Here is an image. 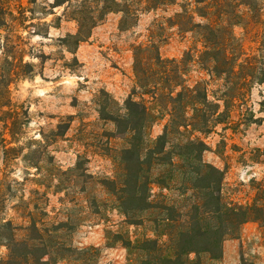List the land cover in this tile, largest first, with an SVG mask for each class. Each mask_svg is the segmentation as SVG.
<instances>
[{"label":"rangeland","instance_id":"rangeland-1","mask_svg":"<svg viewBox=\"0 0 264 264\" xmlns=\"http://www.w3.org/2000/svg\"><path fill=\"white\" fill-rule=\"evenodd\" d=\"M201 1L208 0H174L148 9L146 0H65L57 7L54 0H0V70L5 58L22 59L33 69L9 86L21 127L10 146L22 153L6 162L0 147V218L25 226L29 214L43 226L44 244L53 246L52 264H139L134 249L125 246L155 238L152 223L128 224L100 185L113 174L115 150L124 144L114 126L99 117L102 93L108 105L112 99L123 108L131 98L153 107L133 75L137 44L155 43L165 59L179 60L189 52L186 85L201 81L208 100L223 112L208 132L195 133L206 145L203 160L223 171L222 199L250 204L256 187L264 186V0H255L251 11L239 0H226L224 10L241 16L233 27L243 64L238 79L203 68L198 35L173 25L174 15L182 12L201 22L196 14ZM118 9L129 11V17ZM83 15L92 18L83 22L90 31L75 46L65 38L76 32V18ZM166 120L158 115L151 138ZM77 156L84 175L72 171ZM224 244L231 264H264V228L257 224L243 225L237 238L225 240L217 262L201 258L202 263L225 264ZM6 254L1 245L0 258Z\"/></svg>","mask_w":264,"mask_h":264},{"label":"trees","instance_id":"trees-1","mask_svg":"<svg viewBox=\"0 0 264 264\" xmlns=\"http://www.w3.org/2000/svg\"><path fill=\"white\" fill-rule=\"evenodd\" d=\"M64 1L54 0V7ZM146 3L148 9H155L174 0H146ZM201 3L203 7L196 12L201 22H194L182 12L174 15L173 25L181 32L198 35L201 44L198 61L203 68L218 76L238 79L243 64L239 62L240 46L233 27L241 16L235 10H224L226 0ZM237 4L250 11L256 9L255 0H239ZM116 11L129 17L127 10ZM83 17L76 18L77 30L66 36V42L77 46L88 37L90 26L83 22L92 18ZM132 58L136 85L142 94L151 95L153 107L142 99L131 98L123 108L112 99L108 105V95L103 92L105 102L98 110L100 119L111 123L124 141L115 150L113 174L102 179L100 185L111 193L128 224L148 222L155 227V238L128 242L125 247L134 249L139 264H203L201 258L207 263L217 262L223 242L237 238L244 224L255 223L264 228V186L256 187L250 204L222 199L223 171L203 160L206 145L195 133L208 132L223 112L217 103L208 100L201 81L186 85L189 52L179 60L165 59L159 55L156 44L149 41L133 46ZM4 64L5 70H0V147L7 162L22 153L20 147L10 146L18 140L21 127L19 112L9 97V86L33 69L32 64L22 59L5 58ZM252 75L249 70L250 79ZM158 115L166 116L167 120L162 132L151 138L149 129ZM81 170V157L77 156L72 171L80 176L84 175ZM153 187L157 192H153ZM44 232V227L29 214L25 226L0 218V246L7 250L0 264H52L53 246L44 244L47 237Z\"/></svg>","mask_w":264,"mask_h":264},{"label":"crops","instance_id":"crops-1","mask_svg":"<svg viewBox=\"0 0 264 264\" xmlns=\"http://www.w3.org/2000/svg\"><path fill=\"white\" fill-rule=\"evenodd\" d=\"M250 224H255V223H246V224H244L245 226H247V225H250ZM228 246H229V244H228ZM228 255H229V252H226V250H225V244H224V252H223V258H224V263L225 264H231V262H229V260H228Z\"/></svg>","mask_w":264,"mask_h":264}]
</instances>
